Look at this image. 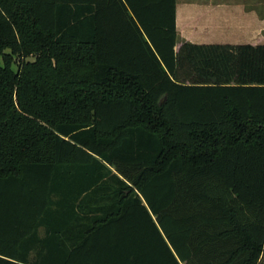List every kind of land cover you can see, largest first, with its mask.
I'll return each instance as SVG.
<instances>
[{"label": "trees", "instance_id": "trees-1", "mask_svg": "<svg viewBox=\"0 0 264 264\" xmlns=\"http://www.w3.org/2000/svg\"><path fill=\"white\" fill-rule=\"evenodd\" d=\"M176 38V0H0V264H264V43Z\"/></svg>", "mask_w": 264, "mask_h": 264}, {"label": "rangeland", "instance_id": "rangeland-1", "mask_svg": "<svg viewBox=\"0 0 264 264\" xmlns=\"http://www.w3.org/2000/svg\"><path fill=\"white\" fill-rule=\"evenodd\" d=\"M177 3L179 26L186 16L192 17L186 27V34L190 33L192 39L228 44L264 43V0H177ZM185 6L189 12H185Z\"/></svg>", "mask_w": 264, "mask_h": 264}, {"label": "crops", "instance_id": "crops-1", "mask_svg": "<svg viewBox=\"0 0 264 264\" xmlns=\"http://www.w3.org/2000/svg\"><path fill=\"white\" fill-rule=\"evenodd\" d=\"M185 12L188 10V8L185 6ZM179 4L177 3L176 0V30H177V38H176V44L174 46V50L177 51L179 49V47L183 44V43H196V44H208L210 42H203V41H197L195 39L191 38V34H186L187 31V26L188 23L191 22L192 17L191 16H186L183 21H181V26H179ZM189 12V10L187 11ZM191 17V18H190ZM182 27V29H181ZM252 44V43H251Z\"/></svg>", "mask_w": 264, "mask_h": 264}]
</instances>
